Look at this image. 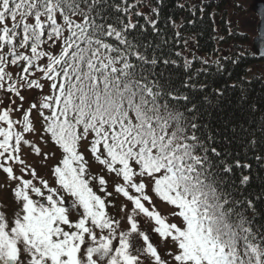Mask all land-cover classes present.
<instances>
[{"label":"snow or ice","instance_id":"obj_1","mask_svg":"<svg viewBox=\"0 0 264 264\" xmlns=\"http://www.w3.org/2000/svg\"><path fill=\"white\" fill-rule=\"evenodd\" d=\"M214 5L216 0H201L199 17L190 8L188 25L202 21ZM121 13L128 14L129 6L116 0H0V92L7 98H0V170L16 182L12 216L0 210V264H264V229L253 227L256 206L229 190L246 189L253 175L264 181V124L246 128L240 122L246 104L256 107L249 104L254 89L242 86L243 80L228 85L221 79L209 90L207 83L193 82L189 60L183 64L186 78L172 88L165 73L177 61L165 56L161 43L138 40L133 32L147 28L131 19L125 23ZM159 16L158 6L145 19L162 39ZM209 18L215 32L211 12ZM165 23L174 24L171 17ZM258 31L254 56L264 58V16ZM175 38L179 42V30ZM214 63L222 78L227 69ZM9 67L18 69L15 76ZM41 81L48 82L49 94H42ZM22 89L39 90L27 109ZM172 101L183 102L184 110ZM34 112L61 152L51 169L55 186L35 168L14 171L25 164V134L37 131ZM237 129L251 137L246 146L255 171L231 150ZM85 152L118 178L114 192L131 203L129 210L121 202L119 218L108 211L115 207L109 181L89 174ZM153 197L170 212L162 215ZM138 218L154 225L151 232Z\"/></svg>","mask_w":264,"mask_h":264},{"label":"trees","instance_id":"obj_2","mask_svg":"<svg viewBox=\"0 0 264 264\" xmlns=\"http://www.w3.org/2000/svg\"><path fill=\"white\" fill-rule=\"evenodd\" d=\"M116 2L122 7L125 5L129 6L128 14L121 13L125 23L131 19L134 23L138 22V25H144L147 28V32L143 34L139 32V28L133 32V35L138 40L153 44L161 43L165 56L177 61V66H170L165 73L166 76L170 75L171 77L172 88H179L186 78L185 69L183 68L185 60L191 61V68L188 70V74L193 76V82L197 84L207 83L209 90H214L217 86L216 82L221 79L227 81L228 85L236 84L241 80L246 81L247 85L242 86H250L254 89L250 93L249 104H255L256 107L253 110L246 104L240 115V122L246 128L249 126L255 128L259 124H264V83L260 82L264 81L262 74L264 61L258 59L256 55L254 56L255 52L251 46V36L242 31L241 24L237 21L240 13L245 10L238 0H216L218 7L214 5L212 8L206 9L202 21L197 20L194 26L188 25V21L193 19L189 9H194L197 17H199L201 0H163L162 5H158V0H116ZM209 2L210 0H203L205 4ZM178 5H183V7ZM158 6L160 8L158 27L163 29L162 39L153 34L151 27L147 25L145 19L146 16L152 13V9ZM136 12L141 13V15H135ZM210 12L215 16V28L217 29L215 32L213 31L214 25L212 20L209 18ZM169 17H171L174 24L165 23ZM153 18L156 17L153 16ZM227 21L231 23L229 24ZM109 22L111 23L112 21ZM181 25L183 26L181 27ZM175 30H179L181 33L179 42L175 38ZM229 32H231V35H229ZM192 37H195V39L193 40ZM164 40L167 41L166 44L163 43ZM184 40L188 41L187 46H185ZM176 53H180V55H176ZM205 61L207 63H204ZM214 61H220L224 68L227 69L226 74L222 78L216 73L218 65ZM8 70L14 76L18 71L15 67H9ZM196 73H199V75H196ZM2 93L0 92V95ZM183 94L192 95L190 90H184ZM229 95H231V92H229ZM208 102H211V97H209ZM172 103L178 109L184 110L183 102L172 101ZM38 121L39 124H35L36 132L50 141V137L42 132L41 119L39 118ZM237 131L240 132V135L237 137V143L231 146V150L234 153H240L239 159H241V162L252 164L253 171H255L257 170L256 161L251 158L252 153L249 152L246 146L247 141L251 137H248L240 129H237ZM50 143L52 142L50 141ZM55 149L57 148L55 147ZM244 153H248L247 160H245ZM235 158L237 157L234 155L230 159ZM238 175L239 173H237ZM260 176H264V171H260ZM236 184L237 186L239 185L238 179L236 180ZM114 187L112 186L113 190ZM229 190L235 193L236 200H242L247 196L248 199L253 201L258 214V219L254 220L253 227L254 229H264V196L260 195L264 192V181L257 179L253 175V179L246 189L234 187ZM117 195L121 196L120 194ZM257 196H260L259 200H257ZM114 197H116L115 194L109 199L112 200ZM166 206L168 205L166 204ZM232 206L231 204L226 205V207ZM235 208L237 211H240L241 205H235ZM246 215L252 218L251 211H247Z\"/></svg>","mask_w":264,"mask_h":264},{"label":"rangeland","instance_id":"obj_3","mask_svg":"<svg viewBox=\"0 0 264 264\" xmlns=\"http://www.w3.org/2000/svg\"><path fill=\"white\" fill-rule=\"evenodd\" d=\"M245 8L244 11L240 13V16L237 18V21L239 24H241V29L243 32L248 33L251 38H253L256 35V24H257V17L251 10V5L253 4L254 0H238ZM263 71V69H262ZM42 74L37 73L36 78H39ZM42 82V81H41ZM45 84V87L43 89L42 94H49L50 89L48 86V82H42ZM39 90H22L21 94L25 96V102L23 104V107L27 109L29 107V100L31 97L36 95V92ZM0 98H5L7 103V98L5 97V94L2 93L0 95ZM13 99H15L16 104H20V100L18 97L12 96ZM38 98V97H37ZM2 107V106H0ZM15 107V105H13ZM38 114L35 112L33 113V119L35 124H39V117ZM19 116L17 114H13V119H18ZM25 137L29 139L30 144L29 145H22V151H21V158L25 160L24 165H19L14 167V171L17 175H20V168L29 167V168H35L37 171V175L39 177H42L43 179L47 180L50 184V186H55L54 184V178L52 176L51 169L54 165L57 164L58 160L61 158V153L59 150L55 149V147L50 143L48 138H44L43 141L40 140V134L38 132L34 134H25ZM33 145L38 146L41 148V154L36 155L33 150ZM49 153V157L47 160L43 159V153ZM55 153L53 156L52 153ZM85 157L90 163L89 168V174L90 175H104L105 179L109 181L107 190L109 192H113L116 197L112 199L113 204L115 207H109L108 211L111 215L116 216L119 218L121 215L119 213V207L121 206V202L127 204V208L130 210L132 208V205L130 202L126 201V198H123L122 196H118L112 186H115L113 183V179H118L114 177V174H109L105 169H103V166L99 165L97 162L94 161L90 153L85 152ZM30 178V176L26 177ZM35 182V181H34ZM16 182L9 181L6 177V174L0 170V210H3L6 212V215L12 216V209L15 207V200L12 189L14 188ZM94 190L98 191V185L94 184ZM103 195V193H99ZM154 203L156 204L157 210L161 212L162 215H166L170 212L171 207L166 206L164 202L158 201L155 197H153ZM146 206L147 205V202ZM140 219L141 227L146 229L148 232H151V228L154 226L151 222L145 224L144 220L142 218ZM170 220L174 222L175 218L169 217ZM125 227H129L126 225ZM154 235V234H153ZM161 249L158 248V251ZM166 251V250H165Z\"/></svg>","mask_w":264,"mask_h":264},{"label":"water","instance_id":"obj_4","mask_svg":"<svg viewBox=\"0 0 264 264\" xmlns=\"http://www.w3.org/2000/svg\"><path fill=\"white\" fill-rule=\"evenodd\" d=\"M251 10L258 19V22L256 24V35L251 40L252 48L254 52L256 53L259 48V44H260V40H259L260 33L258 31V25H260L261 23V16H264V0H254L253 4L251 5ZM256 56L258 59L264 60V58H261L258 55ZM263 76H264V70H263Z\"/></svg>","mask_w":264,"mask_h":264}]
</instances>
